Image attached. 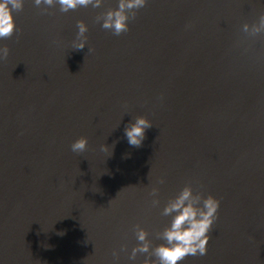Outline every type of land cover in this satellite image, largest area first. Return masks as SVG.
I'll return each instance as SVG.
<instances>
[{"label":"water","instance_id":"1","mask_svg":"<svg viewBox=\"0 0 264 264\" xmlns=\"http://www.w3.org/2000/svg\"><path fill=\"white\" fill-rule=\"evenodd\" d=\"M116 7L23 0L0 39V264L155 259H129L134 226L163 243V207L187 184L220 207L207 253L179 264H264V34L243 31L264 0H147L119 36L96 20ZM138 115L153 126L137 148L124 128Z\"/></svg>","mask_w":264,"mask_h":264},{"label":"clouds","instance_id":"2","mask_svg":"<svg viewBox=\"0 0 264 264\" xmlns=\"http://www.w3.org/2000/svg\"><path fill=\"white\" fill-rule=\"evenodd\" d=\"M36 6L59 5L61 12L76 10L79 7L92 6L99 8L102 0H34ZM147 0H118V7L110 8L96 17L97 22L103 21L102 27L112 31L116 36L129 31V21L134 20L140 9L144 8ZM23 10V0H0V39H9L17 31L13 13ZM46 10V8H45ZM77 36L73 41L74 50L85 48L88 26L84 21L77 22ZM243 31L250 36L264 34V14L259 16L258 22L243 25ZM92 51V49H89ZM9 54L7 46L0 47V59H6ZM152 122L145 116L138 115L124 128L125 138L130 146L140 147L146 137V130L152 127ZM87 137H80L71 144V150L75 153H83L87 150ZM102 151L108 150V145L101 146ZM164 183L163 177L158 180ZM159 188L153 186L149 195L153 197V207L160 204L158 199ZM220 201L209 194L204 196L202 192H194L191 184L185 185L175 196L169 198L163 207L162 215L171 217L170 223L162 231L156 233V238L162 240L153 247L148 239V232L138 224L134 226L138 244L131 251L130 260H135L138 254H148L143 264H179L187 256H203L207 253V245L210 240L209 233L214 222L218 219ZM63 235V233H58ZM126 250L121 248V251ZM113 256L118 257L117 252Z\"/></svg>","mask_w":264,"mask_h":264}]
</instances>
